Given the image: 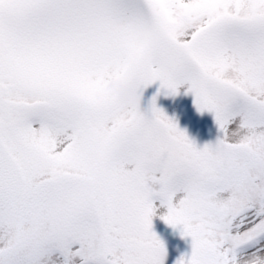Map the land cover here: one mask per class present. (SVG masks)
<instances>
[{
  "label": "snow or ice",
  "instance_id": "snow-or-ice-1",
  "mask_svg": "<svg viewBox=\"0 0 264 264\" xmlns=\"http://www.w3.org/2000/svg\"><path fill=\"white\" fill-rule=\"evenodd\" d=\"M121 77L222 135L114 106ZM154 201L176 264H264V0H0V264H163Z\"/></svg>",
  "mask_w": 264,
  "mask_h": 264
},
{
  "label": "rangeland",
  "instance_id": "rangeland-1",
  "mask_svg": "<svg viewBox=\"0 0 264 264\" xmlns=\"http://www.w3.org/2000/svg\"><path fill=\"white\" fill-rule=\"evenodd\" d=\"M188 85H181L175 96L167 94V90L161 88L160 81H155L151 85L140 91L141 110H148L153 96L156 97V107L169 117L177 127L184 131L186 136L192 142L195 138L192 134L193 127L185 125L190 97L193 94L187 91ZM196 108V107H195ZM194 127L197 129L199 144L203 147L206 143H215L222 135L214 121L213 113L208 111L199 112L197 109L192 113ZM185 125V126H184ZM197 148V147H196ZM158 187V186H154ZM183 193H178L173 202L176 203ZM154 214L151 217V231L155 233L165 248V257L163 264H176L181 257L187 259L191 252V238L182 236L183 228L181 225L172 227L168 225L161 217L167 213V208L161 206L159 201H154Z\"/></svg>",
  "mask_w": 264,
  "mask_h": 264
},
{
  "label": "clouds",
  "instance_id": "clouds-1",
  "mask_svg": "<svg viewBox=\"0 0 264 264\" xmlns=\"http://www.w3.org/2000/svg\"><path fill=\"white\" fill-rule=\"evenodd\" d=\"M102 90L114 106L140 107V94L124 77L105 81Z\"/></svg>",
  "mask_w": 264,
  "mask_h": 264
}]
</instances>
